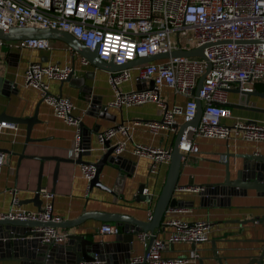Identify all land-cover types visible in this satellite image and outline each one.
Listing matches in <instances>:
<instances>
[{
	"label": "built area",
	"instance_id": "2783aa9c",
	"mask_svg": "<svg viewBox=\"0 0 264 264\" xmlns=\"http://www.w3.org/2000/svg\"><path fill=\"white\" fill-rule=\"evenodd\" d=\"M52 28L68 32L86 48H97L99 60L123 64L136 58L175 50H189L209 44L201 49L199 56H170L136 64L129 68L107 71V83L112 90V99L107 107H129L152 102L161 109L157 120L119 123L96 132L95 140L102 144L116 133L124 139L117 140L114 154H119L129 139L132 125L142 123L150 132L159 129L174 130L175 118L190 121L196 114V100L200 105V116L196 126H186L182 131L177 149L183 154L198 151L195 137L227 139L231 136L245 140H262L264 126L255 122L234 118L231 124L222 122L230 117L226 93L235 88L239 92H250L253 85L264 78V0H0V29L9 27ZM9 48L47 50V39H18L5 41ZM82 63L87 61L80 57ZM205 72L200 87L193 92L199 76ZM130 68L147 82L151 89L123 92L120 85L130 78ZM71 71L62 67L40 62H30L23 72L24 86L35 89L40 100L48 104L54 116L75 127L73 158L80 151L78 122L73 114L70 99L48 92L49 80H61ZM165 87L173 94L184 97L182 104L168 106L160 100L159 90ZM2 128L16 130V124L0 122ZM170 148L132 144V153L150 160L149 172L159 163H168ZM5 154L0 152V171ZM80 174L89 189V181L95 168L91 164L79 165ZM199 192L202 187L186 188ZM146 188L141 193L145 194ZM10 208L0 213V218H18L39 222H60L52 214L53 193L44 187L38 189L41 200L39 207L25 210L18 207L16 189L9 190ZM175 209H166L173 212ZM150 217V216H149ZM162 227L170 230L165 239H152L145 255V264H181L183 260H164L160 252L171 242H205L208 239L209 224L205 221H181L166 218ZM51 226L35 229L41 243H60L66 232ZM98 232L116 235L119 227L112 222H102ZM140 241L147 245L149 234L140 233ZM141 256L131 258V263ZM79 264H107L93 258Z\"/></svg>",
	"mask_w": 264,
	"mask_h": 264
},
{
	"label": "crops",
	"instance_id": "0c3cea01",
	"mask_svg": "<svg viewBox=\"0 0 264 264\" xmlns=\"http://www.w3.org/2000/svg\"><path fill=\"white\" fill-rule=\"evenodd\" d=\"M48 41L49 49L36 50L9 48L5 41L0 40V80L5 88V94H0V114L27 118L35 113L38 120V123L32 125L29 134L36 142L26 145L24 155L73 158L75 134V127L54 116L51 107L40 100L35 89L24 86L23 72L30 62L71 67L72 79H80L78 85L49 80L48 92L58 95L60 90L62 96L68 97L74 106L73 114L80 117V122L86 128L92 129L96 126V132H99L119 123L131 125L134 121L160 118L161 109L152 102L129 107H107L112 99V90L107 83V70L89 62L82 63L79 55L58 40ZM143 83L136 70L130 68V78L120 85V90L127 92L142 88ZM159 97L168 106L182 104L184 101V97L173 94L165 87L159 90ZM91 101L106 108L100 117L91 116ZM226 101L230 117L223 119V123L229 125L234 118H239L264 126V78L253 85V92L249 95L231 88L226 93ZM175 121L177 125L182 123L180 117H176ZM176 131L174 126V130L159 129L152 133L142 123L132 125L129 139L125 141L122 151L116 154L117 161L103 166L98 176L100 184L109 191L97 187L85 191L86 182L80 174L79 165L69 162L58 163L55 180L52 182L55 162L43 161L40 187L53 193L52 214L60 220H69L86 211H100L147 220L163 185L168 163H159L153 172H149L150 160L133 154L132 144L171 149ZM95 134L91 132L90 136L96 144ZM24 137L25 125L21 123H16L15 131L11 128H2L0 131V149L9 151L4 153L5 159L0 171V213L10 208L9 190L12 188L16 189L19 208L32 211L37 209L29 200L35 193L41 162L37 158L18 157ZM123 139L121 134L116 133L110 143ZM194 141L198 151L195 154H183L181 157L172 195L185 206L164 213L162 221L166 218H177L186 222L205 221L209 224L208 239L195 244L168 243L161 250L160 257L164 260L181 259V264H251L263 249L264 222L243 220L255 218L264 212L257 207L263 204V199L255 197L253 190H247L245 195H232L227 202L220 197L215 203L208 197H202L198 191H189L186 188H211L221 183L225 174L223 162L226 157L232 179L234 163L241 161V158L234 157L244 154L264 157V138L245 140L234 136L227 139L195 137ZM100 152L81 158L94 161ZM139 185L146 188L147 192L143 195L149 197V200H134ZM101 223L87 219L77 226L63 228L62 231L67 234H82L86 239L95 241H112L115 235L98 232ZM169 230L168 226H160L154 229L153 234L155 238L165 239ZM144 248L141 241H137L129 251L130 258L141 256Z\"/></svg>",
	"mask_w": 264,
	"mask_h": 264
},
{
	"label": "water",
	"instance_id": "95a60500",
	"mask_svg": "<svg viewBox=\"0 0 264 264\" xmlns=\"http://www.w3.org/2000/svg\"><path fill=\"white\" fill-rule=\"evenodd\" d=\"M47 39L58 40L64 43L69 50L76 53L80 57L84 58L90 64L107 70L116 71L123 68H129L136 64L152 61L162 57L170 56H199L203 58L201 49L209 44H204L200 47L192 48L189 50H175L168 53H160L149 55L145 57L136 58L132 61H127L123 64H114L111 60L102 61L99 60L96 51L86 48L81 42L70 35L68 32L52 29V28H39V27H9L7 29H0V40L12 41L18 39ZM209 64H207L204 72L199 76L196 86L193 89L194 94H197V90L200 87L201 80L208 70ZM72 72L70 71L65 78L59 80V83L70 82L72 86L78 85L80 79H72ZM143 89H151L152 81H143ZM236 91H238L236 89ZM253 92H241L243 94H251ZM0 94H5V88L0 80ZM60 94V90L58 91ZM92 107V108H91ZM91 116L100 117L102 112L106 111V108H101L96 105L94 101H91L89 112ZM199 101L196 100V114L188 122H183L179 125H175L177 131L173 138L172 147L169 153V161L167 171L163 185L160 192L154 202V206L151 210L150 217L147 220H139L132 216L121 213H108L100 211H86L77 216L74 219L61 220L60 222H39L18 218H0V264H79L81 261H91L93 258L104 260L107 264H145V255L147 249L154 238V229L162 226L161 221L166 209H177L185 204L172 197L176 187V178L179 171L180 160L182 153L178 151L177 144L182 131L186 126H196L200 116ZM0 122H7L10 124L21 123L25 125V137L23 141V147L18 157L37 158L41 163L38 169L37 185L33 198L30 199L37 208L40 205V198L38 189L40 188V175L42 170V162L53 160L55 162L52 174V182L55 180L56 170L59 162H69L74 164H91L95 168L93 177L89 181V188L97 187L106 191L108 188L102 186L98 180V176L101 173L103 166L109 163H115L117 156L114 154L116 145L111 144L110 140H105L102 144L97 141L96 144L91 139V132L96 133V126L92 129L86 128L82 122H78L79 130V148L75 158H60L53 156H32L24 155L26 145L28 143L36 142V140L29 137L30 130L33 124L38 123L35 113L27 118L11 117L4 114H0ZM252 122V121H249ZM101 151V152H100ZM1 153H8V150L0 149ZM93 152H100L96 156L94 161L83 160L82 156H90ZM234 158H241L239 163H234V177L230 179L228 171V159L226 157L223 162L225 167L224 179L221 183L211 188H202L198 193L202 197H208L210 200H214L215 203L220 197L225 202L228 201V197L245 195L247 190H253L255 197L262 198L263 204L258 205V209L264 210V157L244 154L235 156ZM142 185H139L136 191L134 200H149V197L143 195ZM87 219H92L99 222H112L118 225L119 232L116 234L110 242H100L93 239H86L82 234L69 233L66 234L64 240L60 243H41L37 236L39 235L35 229L51 226L55 228H71L81 224ZM256 221L264 222V212L257 217H253L243 221ZM147 232L149 238L147 245L144 248L141 260L136 263H131L130 253L133 246L137 241H140V233ZM195 244V243H192ZM264 254V240L263 249L261 253L256 256L252 261L254 264H264L262 257ZM251 263V264H252Z\"/></svg>",
	"mask_w": 264,
	"mask_h": 264
}]
</instances>
